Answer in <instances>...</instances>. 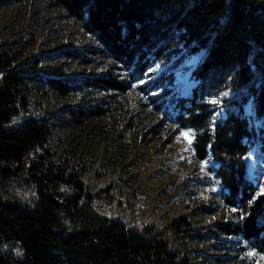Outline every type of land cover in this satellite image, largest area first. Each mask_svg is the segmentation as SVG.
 <instances>
[{
	"label": "trees",
	"instance_id": "16d2710c",
	"mask_svg": "<svg viewBox=\"0 0 264 264\" xmlns=\"http://www.w3.org/2000/svg\"><path fill=\"white\" fill-rule=\"evenodd\" d=\"M50 3L79 23L108 61L97 76L44 73L40 56L26 58L0 39V264H194L195 249L184 242L192 222H158L149 198L125 189L95 158L64 155L43 111L51 95L85 88L111 101L135 88L156 108L168 107L173 67L192 55L199 58L197 84L189 96L172 98L176 109L165 115L193 131L199 159L218 164L212 171L234 218L216 229L264 253V193L246 174L254 144L264 163V129L255 141L252 126L264 124V0ZM111 101L70 109L72 119L103 118Z\"/></svg>",
	"mask_w": 264,
	"mask_h": 264
},
{
	"label": "rangeland",
	"instance_id": "374dc122",
	"mask_svg": "<svg viewBox=\"0 0 264 264\" xmlns=\"http://www.w3.org/2000/svg\"><path fill=\"white\" fill-rule=\"evenodd\" d=\"M0 39L25 52L26 58L40 56L44 73L61 68L65 75L97 76L105 71L108 61L98 52V42L50 0H0ZM198 60L197 55L188 56L173 67L168 107L156 108L135 88L115 97V101L85 88L68 97L51 95L43 111L54 123L58 149L64 155L95 158L125 189L149 198L158 222L167 223L179 216L192 222L184 242L195 249L190 253L194 264H264V253L243 248L238 237L216 229L218 222L234 218L224 202L223 186L212 171L218 164L210 158L199 159L193 147V131L180 128L165 115L164 109L168 113L176 109L172 98L188 96L194 87L197 81L192 70ZM170 64H159L151 73L156 75ZM101 99L112 103V110L103 118L86 115L81 124L72 119L70 109L92 108ZM219 99L213 101L219 105ZM105 106L100 103V107ZM37 109L42 111L40 106ZM245 110L251 112L250 102ZM220 112L225 114L222 108ZM252 126L256 141L264 124L255 120ZM246 170L256 191L264 193V163L257 144L248 154Z\"/></svg>",
	"mask_w": 264,
	"mask_h": 264
},
{
	"label": "snow or ice",
	"instance_id": "6c2138e0",
	"mask_svg": "<svg viewBox=\"0 0 264 264\" xmlns=\"http://www.w3.org/2000/svg\"><path fill=\"white\" fill-rule=\"evenodd\" d=\"M184 135H185V136H187L188 134H187V133H185ZM189 143H191V141H189Z\"/></svg>",
	"mask_w": 264,
	"mask_h": 264
},
{
	"label": "water",
	"instance_id": "95a60500",
	"mask_svg": "<svg viewBox=\"0 0 264 264\" xmlns=\"http://www.w3.org/2000/svg\"><path fill=\"white\" fill-rule=\"evenodd\" d=\"M197 84V82L194 83V86ZM191 93V91L189 92V94Z\"/></svg>",
	"mask_w": 264,
	"mask_h": 264
}]
</instances>
